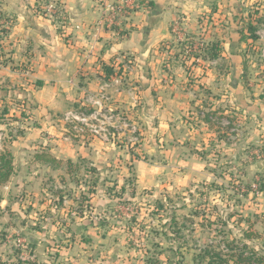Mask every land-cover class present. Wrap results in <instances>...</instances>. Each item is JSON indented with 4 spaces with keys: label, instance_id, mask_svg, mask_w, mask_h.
<instances>
[{
    "label": "rangeland",
    "instance_id": "374dc122",
    "mask_svg": "<svg viewBox=\"0 0 264 264\" xmlns=\"http://www.w3.org/2000/svg\"><path fill=\"white\" fill-rule=\"evenodd\" d=\"M236 2L247 12L240 31L249 38L252 22L258 40L239 44L233 62L221 58L230 51L227 0L211 2L187 27L173 26L166 61H178L188 74L208 44L220 45L215 64L202 65L216 76L215 94L203 100L230 109L226 125L219 126L216 116L217 128H209L203 109L192 107L169 134L170 150L162 148V129L150 127L139 82L130 111L110 108L104 99L103 109L50 112L28 97H0V153L14 154L17 170L8 188L0 187L9 205L0 207V264H196L207 249L243 247L250 230L258 238L246 243L264 255V0ZM215 7L222 13L212 15ZM199 86L206 93L208 83ZM52 122L56 129L50 131ZM66 136L69 147L114 143L120 157L97 164L99 170L81 159L69 169V160L56 169L36 161L56 142L63 149ZM186 151L202 154L200 162L182 160Z\"/></svg>",
    "mask_w": 264,
    "mask_h": 264
},
{
    "label": "crops",
    "instance_id": "0c3cea01",
    "mask_svg": "<svg viewBox=\"0 0 264 264\" xmlns=\"http://www.w3.org/2000/svg\"><path fill=\"white\" fill-rule=\"evenodd\" d=\"M215 1L144 0L140 8L124 18L120 28L109 31L98 27L101 18L99 0H0L3 17L0 24V97L7 94L16 98L28 97L36 108L50 112L74 110L78 105L103 109L107 104L104 99L110 101V108L128 107L130 111L131 105L134 107L136 103V84L139 82L150 127L156 131L162 129L161 143L167 145H163V149H171L169 134L182 123L180 117L190 115L192 107L203 109L199 112L204 114L203 123L209 128L216 127L217 119L219 126L226 125L230 108L225 105L216 109L211 104L213 99L209 103L203 100L211 93L215 94L211 78L215 82L216 76L202 65L211 67L217 59L204 57L193 60L194 65L186 62L193 65L192 74L185 72L178 61L170 58L166 61L171 53L168 49L175 39L173 26L187 27V22H193L191 17L197 15L199 19ZM236 1L227 0L224 40L230 51L227 55L221 54V58L227 56L232 62L237 54L234 49L243 44L238 38L239 25L247 16L243 2ZM50 7H55L54 15L50 13ZM215 9L212 15L222 13ZM206 82L208 90L203 93L199 84L204 86ZM229 90L232 93V88ZM122 95L127 98L122 100ZM210 107L212 109H208ZM215 110L217 114L210 113ZM206 118L211 120L210 123H206ZM53 129H56L54 122L50 124V131ZM69 141L66 136L63 149L54 143L50 154L39 156L36 161L52 159L53 169H56L62 160L74 163L81 159L91 161V165L99 170L97 164L120 157V153L111 147L114 143L95 140L69 147ZM201 155L186 151L180 158L199 159L200 162ZM12 157L15 175L16 156L12 154ZM9 182L0 187L7 189ZM5 205L9 206L8 201L0 196V207L4 211Z\"/></svg>",
    "mask_w": 264,
    "mask_h": 264
},
{
    "label": "trees",
    "instance_id": "16d2710c",
    "mask_svg": "<svg viewBox=\"0 0 264 264\" xmlns=\"http://www.w3.org/2000/svg\"><path fill=\"white\" fill-rule=\"evenodd\" d=\"M142 1V0H141ZM143 2V1H142ZM248 33L250 37L244 35V31H240V41L242 43L248 42V40H258L256 28L252 26V22L249 24ZM220 45L215 44L210 49H204L203 57L210 59H217L220 56ZM39 85H42L40 83ZM218 113L217 110L210 113ZM212 116V115H211ZM216 116V115H215ZM213 117V116H212ZM206 123H210V119H205ZM218 123V120H217ZM46 161L54 162V160L47 158ZM71 163H68V169L71 167ZM13 157L10 152L0 153V186L6 184L13 175ZM247 195V194H246ZM244 240H241L243 247H240L239 242L237 245L229 243L227 252L216 251L214 249H207L200 254L196 259V264H264V255L257 253L254 248H251L246 241H251L254 238H258L256 232L246 231L243 235ZM250 250V251H247ZM28 264V263H22Z\"/></svg>",
    "mask_w": 264,
    "mask_h": 264
},
{
    "label": "built area",
    "instance_id": "2783aa9c",
    "mask_svg": "<svg viewBox=\"0 0 264 264\" xmlns=\"http://www.w3.org/2000/svg\"><path fill=\"white\" fill-rule=\"evenodd\" d=\"M101 7V18L98 23V27L102 30L114 31L115 28L121 27L122 20L128 17L130 12L135 11L142 5L141 0H99ZM49 11L52 15L56 13L55 7H50ZM1 17V14H0ZM0 21V24H2ZM5 22V21H4ZM5 23H8L7 21ZM200 46H196L195 49H199ZM203 47V46H202ZM188 51H192L191 48L187 47ZM71 115H73L71 113ZM76 120H80L77 115H73ZM81 121H85L82 119ZM98 134V131L91 130Z\"/></svg>",
    "mask_w": 264,
    "mask_h": 264
}]
</instances>
